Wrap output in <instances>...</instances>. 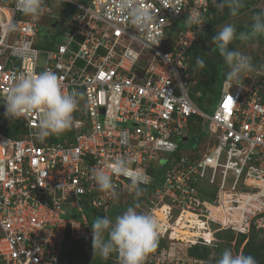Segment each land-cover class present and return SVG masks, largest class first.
<instances>
[{
	"label": "built area",
	"instance_id": "obj_1",
	"mask_svg": "<svg viewBox=\"0 0 264 264\" xmlns=\"http://www.w3.org/2000/svg\"><path fill=\"white\" fill-rule=\"evenodd\" d=\"M51 1L27 16L14 0H0V23L11 19L17 26L0 33V100L14 77L29 70L55 72L65 93L82 94L72 127L61 134L36 139L40 112L14 118L22 121L21 137L0 131V264H71L67 239L92 242L86 210L108 216L120 193L136 192L128 178L112 175L108 165L117 157L133 160L145 175L141 185L156 183L142 207L162 215L159 238L168 244L143 264H210L213 254L200 259L187 248L216 247L218 231L264 232V71L224 80L210 114L189 96V50L208 29L209 0H144L155 19L139 32L119 0H59L74 10L56 20L63 31L53 47L42 48L37 20ZM250 1L253 9L264 6ZM182 13L201 24L187 23L175 39L168 30ZM192 116L207 129L206 150L200 142L174 155L188 139ZM163 165L160 176L151 172ZM92 169L112 175L115 195L97 187ZM107 260L120 264L115 253Z\"/></svg>",
	"mask_w": 264,
	"mask_h": 264
},
{
	"label": "clouds",
	"instance_id": "obj_2",
	"mask_svg": "<svg viewBox=\"0 0 264 264\" xmlns=\"http://www.w3.org/2000/svg\"><path fill=\"white\" fill-rule=\"evenodd\" d=\"M15 8L27 16H37L43 5V0H14ZM219 9L227 7L231 16H236L243 6L244 0H212ZM119 9L126 13L130 25L137 32L145 29L155 19L154 11L145 5L144 0H119ZM117 17L111 16L115 21ZM58 21V20H57ZM189 25L201 24L199 18L188 17ZM16 24L11 19L0 23V33L7 34L16 30ZM264 36V10L253 15L250 29L237 33L233 24L223 25L212 37L219 54L228 68L226 78L230 81H242L243 73L253 70L252 57L239 50L230 49L235 40L248 41ZM151 39V38H149ZM196 64L203 68L205 61L197 57ZM243 83H238L242 85ZM81 93H65L61 81L55 72L42 71L36 73L27 71L14 77V83L6 95L2 96L4 122L6 117L17 118L28 116L32 112H40L36 126L35 137L45 140L53 134H61L72 127L73 114L79 105ZM133 160L117 157L108 167L112 175L124 176L130 180V188L139 192V186L145 183L144 173L133 169ZM112 175L103 169H92V178L101 191L112 192L115 187ZM158 220L153 214L137 211V206L128 207L124 212L109 218H96L92 224V247L94 254L107 260L113 253L117 254L120 264H143L147 254L158 244ZM210 264H258L251 255L243 252L234 254L230 249H224L218 258H213Z\"/></svg>",
	"mask_w": 264,
	"mask_h": 264
},
{
	"label": "trees",
	"instance_id": "obj_3",
	"mask_svg": "<svg viewBox=\"0 0 264 264\" xmlns=\"http://www.w3.org/2000/svg\"><path fill=\"white\" fill-rule=\"evenodd\" d=\"M83 3H86L88 0H81ZM264 10V6L260 8H251V1L244 0L243 6L240 8L239 13L236 16H231L229 9L225 7L224 9H219L216 4L209 0V10L207 13V17L209 19L208 29L204 32L202 37L190 48V71L192 73V79L194 83H192L189 87V96L191 100L195 103V105L201 109L202 111L210 114L212 113L216 98L221 90L222 83L226 80V72L228 71L227 66L225 65L223 58L219 54V51L212 39V37L217 33V31L225 24H229L230 21L236 17L241 16L242 14L248 12L250 18L246 24L243 23H230L235 25L237 33L246 32L250 29V25L252 23V17L254 14L261 12ZM186 14L182 13L179 18H177L173 25L168 30L170 36H173L175 39L178 38L179 34L186 29L187 23ZM63 28L61 27V23L59 27L55 29V36L59 37L62 33ZM53 42V41H52ZM52 42L45 43H37V46L42 48H50L53 47ZM253 42H257L258 44H262L264 46V36L254 38L248 41H241L239 39H235L230 45V49L239 50L244 54H248L249 52H253L251 54L253 70H263L264 71V60L258 57L257 51H251L249 49V45ZM169 49V48H168ZM263 55H264V47H263ZM200 57L205 61V66L200 68L196 64V58ZM252 70V72H253ZM214 105V106H213ZM22 121L11 118L9 121H1L0 122V131L7 136L10 137H21ZM202 119L198 116H192L188 122V133L198 134L201 131ZM200 138L197 143L203 142L204 136ZM182 142V141H181ZM183 148L181 143L178 145V152H175L174 155H178L180 149ZM164 170V165L157 169L156 171H152V173L156 172L157 176H160L162 171ZM156 183H152L150 185H140L139 192H142L143 196L139 199H145L151 192V190L155 187ZM208 187L206 185L201 186V191L207 197H213V191H208ZM212 190V189H211ZM134 191H136L134 189ZM138 193L137 191L134 193L122 192L119 194V206L116 207L114 215H119L124 212L128 207L133 206L136 202L131 201V197L133 194ZM211 193V194H209ZM126 198V199H125ZM125 199V200H124ZM96 217H98V213L93 212ZM100 217V216H99ZM102 218V217H101ZM93 222V221H92ZM181 230V229H180ZM185 231V229H182ZM216 237L219 239L217 242V246L212 248L211 246L202 245V244H192L187 248V254L192 257L205 259L209 254H213L214 258H218L220 253L223 251V246H231L234 251L237 253L243 252L245 255L253 256L258 264H264V232L259 230H251L249 235H245L239 233L235 235L230 230L218 231L216 232ZM222 239V241H221ZM234 241V244L231 243ZM168 242L165 239L158 238V244L155 249H160L161 247L167 246ZM86 245V246H85ZM87 251L92 255L90 261L87 263L80 262L79 257H87ZM65 253L69 258L71 264H110L109 260H105L101 258L98 254H94V250L92 247L91 241H80L73 242L67 239L65 243Z\"/></svg>",
	"mask_w": 264,
	"mask_h": 264
},
{
	"label": "rangeland",
	"instance_id": "obj_4",
	"mask_svg": "<svg viewBox=\"0 0 264 264\" xmlns=\"http://www.w3.org/2000/svg\"><path fill=\"white\" fill-rule=\"evenodd\" d=\"M48 6L50 8V11L49 12L43 11L44 13H42V15L39 16L38 20H37V24H38L37 25L38 43H45L47 41H49V42L56 41L58 39V37H56L54 35L56 28L53 27V23L56 22V20L58 19L59 16H62L64 14H66L67 12L70 13V12H72L74 10V6L73 5L63 4L59 0L51 1L50 5H48ZM249 18H250V16H249L248 12H246V13L242 14L241 16L232 19L230 21V23H243V24H246L249 21ZM263 47L264 46L262 44H258L257 42H253L252 44L249 45V49L251 51H254V50L257 51L258 52V57L260 59H262V60H264ZM252 53L253 52H249L247 55L251 56ZM251 72L252 71L243 73L242 76L244 77V74H250ZM206 131H207V129L203 125L201 127V131L198 134L188 133L187 141L180 142L181 145L183 147H187L189 149L196 147V145L198 144L197 141L200 138H202L200 136L205 134ZM200 145H201V150H206V147H207L208 144L206 143V141H204V142H201ZM139 198H140L139 197V193L133 194L132 197H131V201L136 202L134 205L137 206V211L140 212V208L142 207V201ZM145 210H146V207L143 206L142 207V212H144ZM86 213L91 218V221H94L96 218L99 217V216L96 217L93 214L92 210H90V209L86 210ZM114 213H115V211H112L111 213H109L107 215L110 216V215H113ZM156 216H157L156 219L158 220V215L156 214ZM185 230H186L185 232L188 233V230L187 229H185ZM180 247H181V251L183 249H185L183 244ZM224 249H230V250H232V252L234 254H237V252L234 251L231 246H223V250ZM91 256L92 255L89 253V251H87V257L84 258V257L81 256V257H79L78 261H80L81 263L82 262L87 263V261L88 262L90 261Z\"/></svg>",
	"mask_w": 264,
	"mask_h": 264
},
{
	"label": "bare ground",
	"instance_id": "obj_5",
	"mask_svg": "<svg viewBox=\"0 0 264 264\" xmlns=\"http://www.w3.org/2000/svg\"><path fill=\"white\" fill-rule=\"evenodd\" d=\"M157 215H158V220H159L160 218H162V215H161L160 213H157ZM176 230H177V232L180 233V234H187V233L185 232L186 230H185V231L182 230V229L180 230L179 228H177ZM188 232H189V231H188Z\"/></svg>",
	"mask_w": 264,
	"mask_h": 264
},
{
	"label": "flooded vegetation",
	"instance_id": "obj_6",
	"mask_svg": "<svg viewBox=\"0 0 264 264\" xmlns=\"http://www.w3.org/2000/svg\"><path fill=\"white\" fill-rule=\"evenodd\" d=\"M53 27H55V28L59 27V24H58L57 21L53 23ZM4 119H5L4 118V115L3 116H0V121H4Z\"/></svg>",
	"mask_w": 264,
	"mask_h": 264
},
{
	"label": "water",
	"instance_id": "obj_7",
	"mask_svg": "<svg viewBox=\"0 0 264 264\" xmlns=\"http://www.w3.org/2000/svg\"><path fill=\"white\" fill-rule=\"evenodd\" d=\"M0 112H2V114L4 115L5 109L2 103V100H0ZM1 122V121H0Z\"/></svg>",
	"mask_w": 264,
	"mask_h": 264
},
{
	"label": "crops",
	"instance_id": "obj_8",
	"mask_svg": "<svg viewBox=\"0 0 264 264\" xmlns=\"http://www.w3.org/2000/svg\"><path fill=\"white\" fill-rule=\"evenodd\" d=\"M0 116H3L2 112H0Z\"/></svg>",
	"mask_w": 264,
	"mask_h": 264
}]
</instances>
